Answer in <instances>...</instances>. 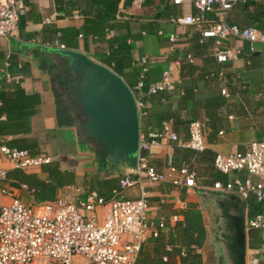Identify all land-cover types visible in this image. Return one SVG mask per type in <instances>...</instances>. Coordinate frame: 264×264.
<instances>
[{"label": "crops", "instance_id": "crops-1", "mask_svg": "<svg viewBox=\"0 0 264 264\" xmlns=\"http://www.w3.org/2000/svg\"><path fill=\"white\" fill-rule=\"evenodd\" d=\"M23 4L27 10L19 18L15 34L0 38V145L45 154L51 160L49 164L70 173L72 180L52 189L43 171L48 164L16 170L0 160L5 170V178L0 181V206L13 198L23 203L59 197L74 200L91 190L108 200L128 168L121 164L102 166L96 144L87 142L74 123L76 111L67 104L75 99L70 91L77 76L70 74L66 58L53 46L55 39L67 50L82 53L103 66L109 60L129 88L137 82L142 58L147 59L146 84L158 80L171 62L180 61L171 92L148 96L143 88L140 96L136 94L144 103L139 135L171 121L172 130L186 140L188 123L197 120L205 149L195 153L163 141L151 150L148 163L157 172L167 173L170 157L174 168L183 164L194 172L196 186L174 187L168 178L146 185L147 222L154 226L162 222L165 228L157 238L146 240L140 252L149 260L166 256L164 264H214L212 257H222L219 237L228 230L229 211L236 204L229 194L214 192L211 186L243 179L244 175H222L213 169L212 159L215 154L243 152L250 142L264 140V45L255 44L250 52L244 41L223 40L222 47L238 50L239 55L237 60L217 64L211 54L214 40L200 34V29L217 21L214 13L204 15L207 23L200 29L177 27L168 18L181 14V8L171 0H23ZM189 11L198 16L196 10ZM225 21L252 27L264 35V0L236 5ZM170 34L177 37L173 43L168 41ZM187 55L191 63L184 61ZM57 82L66 83V87ZM57 100L72 118L70 126L57 123ZM124 197L137 199L138 189H126ZM239 205L244 207V221L264 212V200L248 198ZM185 214L201 216L205 234L200 248H188L182 239ZM173 216L177 221L171 220ZM244 229L245 264L251 260L264 264V228ZM167 246L170 251L165 250ZM180 249H185L184 257H179Z\"/></svg>", "mask_w": 264, "mask_h": 264}, {"label": "built area", "instance_id": "built-area-1", "mask_svg": "<svg viewBox=\"0 0 264 264\" xmlns=\"http://www.w3.org/2000/svg\"><path fill=\"white\" fill-rule=\"evenodd\" d=\"M244 2L246 0H171L172 5L181 8V14L171 15L168 21L177 27L200 29L207 23L204 15L214 13L217 21L200 29V34L214 40L212 57L217 64H223L237 60L239 55L238 50L222 47L223 40L236 38L244 41L250 52L255 44L264 45V35L258 30L252 27L239 28L225 21L233 6ZM190 9L196 10L198 16L192 15ZM26 10L23 0H0V38L15 34L17 22ZM74 18L77 16L74 15ZM56 37H59L58 33ZM176 40V35H168L169 42ZM53 46L58 50H66L57 39ZM184 61L191 63L192 58L187 55ZM138 64L140 72L130 91L140 118L144 115V104L136 94L140 96L143 88L148 96L171 92L174 89L173 76L180 61L171 62L158 80L148 84L145 83L147 59L142 58ZM220 93L224 95L225 91L221 90ZM2 120L3 116L0 115V122ZM163 141L195 153L205 149L199 121L188 123L186 140H181L172 130L171 121H165L158 130L139 135L135 167L126 169L118 180L117 188L111 190L108 200L91 190L79 194L74 200L59 197L49 201L23 203L13 198L9 204L0 206V264H134L145 241L157 238L165 228L162 222L156 226L147 222L146 185L162 183L168 178L174 187L196 186L194 172L186 165L174 168L170 164V157L167 159L166 174L157 172L148 163L151 150ZM0 160L16 170L39 168L51 161L45 154H30L26 150L4 144L0 145ZM212 167L222 175H244L243 179L234 178L224 184L214 182L211 186L214 192L231 194L240 200H264V140L250 142L243 152L215 154ZM4 178L5 170L0 167V181ZM132 187L138 189V198L126 199L124 191ZM171 220L177 221V217L173 216ZM245 228H264V212L246 219ZM165 250L171 249L167 246ZM178 255L184 257L185 249H180ZM161 261L167 262V257L162 256ZM248 264L256 262L251 260Z\"/></svg>", "mask_w": 264, "mask_h": 264}, {"label": "water", "instance_id": "water-1", "mask_svg": "<svg viewBox=\"0 0 264 264\" xmlns=\"http://www.w3.org/2000/svg\"><path fill=\"white\" fill-rule=\"evenodd\" d=\"M57 52L66 58L70 74L77 76L70 92L85 118L81 125L83 135L96 144L100 163L134 168L139 117L130 88L117 74L82 53L67 49ZM229 196L236 205L229 211L232 213L228 216V230L221 233L218 247L227 260L225 264H245L244 207H240L237 196Z\"/></svg>", "mask_w": 264, "mask_h": 264}, {"label": "trees", "instance_id": "trees-1", "mask_svg": "<svg viewBox=\"0 0 264 264\" xmlns=\"http://www.w3.org/2000/svg\"><path fill=\"white\" fill-rule=\"evenodd\" d=\"M236 5H234L233 7H235ZM239 28H247V27H239ZM104 65L108 69L113 71L115 74L119 75L118 69L116 68L115 65H112L109 60L105 61ZM56 117H57V123L59 125L70 126L73 123L72 118L68 116L66 109L64 108V106L60 104L58 100H57ZM43 171L47 173L48 179L51 182L50 186L52 187V189L71 183L72 175L70 173L60 172L59 170H57L55 164H48L45 168H43ZM183 219H184L183 220L184 226L182 227V232H181L183 241L188 246V248H190V246H195L196 248H200L203 244V239L205 234L201 216L199 214H185ZM188 255L189 253L187 254V256ZM164 263L165 262L161 261V258L156 260H149L148 256L144 252H139L134 264H164Z\"/></svg>", "mask_w": 264, "mask_h": 264}, {"label": "rangeland", "instance_id": "rangeland-1", "mask_svg": "<svg viewBox=\"0 0 264 264\" xmlns=\"http://www.w3.org/2000/svg\"><path fill=\"white\" fill-rule=\"evenodd\" d=\"M57 84H59V82H57ZM59 85L61 87L63 86L62 84H59ZM56 89L58 90V87L57 86H56ZM63 96L64 95H62L61 97H63ZM61 97H60V99L62 100ZM68 105H71L72 106V110H75L76 111V113H75L76 121L74 123L79 128V131L83 133V129H82L81 125H82V122L85 120V118H84L83 115H81L80 113H78L77 107L79 105H78L77 101L75 99H70L69 102H68V104H67V107H68ZM84 139H85V137H84ZM87 142H88V140H87ZM210 220H209V223L213 222V218H210ZM209 223H208V225H209ZM212 249H213V247H212ZM210 258H211V256L208 255V259L207 260L209 261ZM211 259L214 260V264H225L224 262L227 261L226 258H224V257H221L220 259L219 258H216V257L215 258L212 257Z\"/></svg>", "mask_w": 264, "mask_h": 264}]
</instances>
